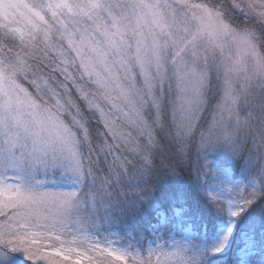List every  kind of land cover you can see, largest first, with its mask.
Segmentation results:
<instances>
[{
    "label": "snow or ice",
    "instance_id": "6c2138e0",
    "mask_svg": "<svg viewBox=\"0 0 264 264\" xmlns=\"http://www.w3.org/2000/svg\"><path fill=\"white\" fill-rule=\"evenodd\" d=\"M0 264H264V0H0Z\"/></svg>",
    "mask_w": 264,
    "mask_h": 264
}]
</instances>
